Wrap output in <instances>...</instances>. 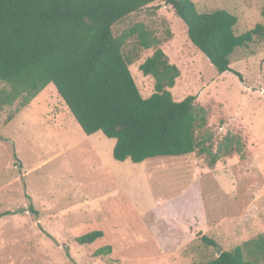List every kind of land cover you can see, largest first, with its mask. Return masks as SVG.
Instances as JSON below:
<instances>
[{"label":"rangeland","instance_id":"rangeland-1","mask_svg":"<svg viewBox=\"0 0 264 264\" xmlns=\"http://www.w3.org/2000/svg\"><path fill=\"white\" fill-rule=\"evenodd\" d=\"M192 1L200 12L234 14L236 34L264 25V0ZM137 22L180 70L172 98L194 95L195 106L205 109L197 135L206 152L118 161L113 139L85 134L52 83L24 106H3L0 213H10L0 216V264H191L217 256L201 235L221 250L264 236V34L235 49L231 70L219 74L162 0L115 23L113 34ZM153 50L134 48L138 58L129 64L144 98L153 93L154 80L139 64ZM227 134L241 137L242 152L210 164ZM92 230L102 236L76 241ZM243 254L264 264L251 246Z\"/></svg>","mask_w":264,"mask_h":264},{"label":"trees","instance_id":"trees-1","mask_svg":"<svg viewBox=\"0 0 264 264\" xmlns=\"http://www.w3.org/2000/svg\"><path fill=\"white\" fill-rule=\"evenodd\" d=\"M154 1L0 0V108L15 102L24 106L52 83L85 134L98 131L114 139L112 156L118 161L140 163L158 156L206 152L197 135L206 124V111L195 106L194 95L179 101L172 98L169 89L180 70L158 47L159 39L141 22L113 34L115 23ZM162 1L183 20L188 39L219 74L231 70L235 49L264 34L259 23L236 34L237 17L224 9L200 12L192 0ZM130 40L134 47L126 49ZM134 48H154L139 64L142 74L154 80V91L146 98L129 70L138 58L132 54ZM235 74L241 78L239 72ZM242 150L241 137L227 134L209 162ZM28 210L38 213L32 205ZM100 236V230H92L76 241L87 244ZM200 238L220 249L211 237ZM246 246L264 258V236H257L232 250L220 249L213 259L191 264H255L245 259Z\"/></svg>","mask_w":264,"mask_h":264},{"label":"crops","instance_id":"crops-1","mask_svg":"<svg viewBox=\"0 0 264 264\" xmlns=\"http://www.w3.org/2000/svg\"><path fill=\"white\" fill-rule=\"evenodd\" d=\"M98 132V131H97ZM97 132H95V133H97ZM99 132H101V131H99ZM102 133V132H101ZM103 134V133H102ZM92 135H95V134H90L89 136H92ZM100 136H102V135H99V137L98 138H103L104 140H106V137H104V136H102V137H100ZM111 140H112V138H110ZM109 140V139H108ZM110 143L112 144V141H110ZM113 145H114V139H113ZM113 148V147H112ZM145 160H147V159H145ZM144 160V161H145ZM144 161H142V162H144ZM141 163V162H140Z\"/></svg>","mask_w":264,"mask_h":264},{"label":"water","instance_id":"water-1","mask_svg":"<svg viewBox=\"0 0 264 264\" xmlns=\"http://www.w3.org/2000/svg\"><path fill=\"white\" fill-rule=\"evenodd\" d=\"M220 253V249L217 250V255Z\"/></svg>","mask_w":264,"mask_h":264}]
</instances>
